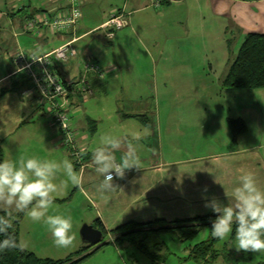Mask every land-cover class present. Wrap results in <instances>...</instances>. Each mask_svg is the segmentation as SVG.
I'll return each instance as SVG.
<instances>
[{"label": "crops", "instance_id": "0c3cea01", "mask_svg": "<svg viewBox=\"0 0 264 264\" xmlns=\"http://www.w3.org/2000/svg\"><path fill=\"white\" fill-rule=\"evenodd\" d=\"M159 2L160 7L157 6ZM115 10L124 11L128 15L129 25L112 33L105 25ZM66 11L68 7L65 0H0V148L3 149L4 159L39 155L40 158L48 159L45 152H59L62 155L61 161L70 160L79 177V184L68 182L65 185L63 181L67 178L63 170L57 171L55 183L59 185V191L50 213L68 215L73 210L82 217V223L94 226L100 220L108 239L96 246L97 249L101 250L105 246L117 249L131 245L117 244L121 229L129 223L146 224L165 220L172 224L214 214L210 208L205 207L206 198L215 197L227 203V197L230 199L238 176L243 173H253L257 183L264 187V133L259 131L258 137L251 133L248 137L244 134L235 138L230 129V118L226 119L225 116L223 138L208 141L203 135L218 131L219 123L209 124V111L200 97L203 94L201 90L186 91L185 98L174 101L186 105L185 110L182 108L185 112L174 115L176 118L198 119V124L194 121L179 125L171 123L168 129L167 122H162L163 117L156 112L157 109L149 111L142 105L155 92V97H159L160 60H163V64L170 62L169 59L166 61L165 46L162 45L165 40L169 42V39L176 38V32L171 29L174 25L180 24L190 33L197 31L200 28L198 26L207 27L211 20L216 28L221 24L223 32V23L231 20L245 39L258 29L264 31V0H82V18L74 35L56 34L48 27L23 33L27 23L41 14L49 12L56 15ZM258 16L261 18L258 19ZM21 39L27 47H32L31 51L20 45ZM72 39L75 40L72 45L77 50V56L55 63L57 72L65 82H76L81 78L84 71L82 60L98 62L106 71L104 80L92 76L91 94L86 97L70 95L72 123L78 132L80 146L88 152L84 167L74 164L51 118L47 103L32 89V84L23 73L15 74L12 62L13 54L19 50L43 56ZM149 41L154 45L152 52L145 46ZM157 46L159 53L155 52ZM144 52L151 60L152 70L140 58L139 53ZM171 71L172 74L175 72L173 66H170ZM176 71L189 72L182 67ZM227 75L223 80L219 79L222 81L219 90L230 92L231 95L233 89H226L223 85ZM175 78L172 77L173 82ZM189 80L187 76L183 81L187 83ZM153 87L155 91L150 92ZM203 87L206 88V84L202 80L199 88ZM26 90L31 91L29 95H24ZM122 98L126 99V103H131L133 114L122 113L124 111L119 108ZM104 114L110 116L109 120H113V117L119 123H127V130L122 132L117 124L113 127L117 129L116 135L102 134ZM171 116L170 112L165 118ZM249 117L254 120L256 128H263L262 113L255 111ZM138 118L147 120L148 125L144 121L145 130H138L132 124ZM257 123L261 126H257ZM167 132L171 137L181 136L185 140L189 139V132H195L196 136L200 135L207 141L194 145L192 149L199 154L191 157H174L163 162L152 159L147 161L141 157L143 150L152 149L151 145L156 147L157 157L165 153ZM103 135L104 140H120V147L112 152L116 164H121L125 156L132 154V162L137 165L127 169L123 177H117L113 172V187L106 190L100 188L103 177L96 171L93 160L94 150L103 146ZM168 142L174 148L170 146V151H182L172 138ZM184 148L190 150L189 147ZM52 161L56 162L55 159ZM0 211H11L13 214L20 212L2 203ZM24 216L25 221L22 219L20 222V240L22 227L29 221L26 222L27 217ZM38 223L48 232L43 222Z\"/></svg>", "mask_w": 264, "mask_h": 264}, {"label": "rangeland", "instance_id": "374dc122", "mask_svg": "<svg viewBox=\"0 0 264 264\" xmlns=\"http://www.w3.org/2000/svg\"><path fill=\"white\" fill-rule=\"evenodd\" d=\"M8 10H10L9 6ZM253 18L257 20V17L255 15H253ZM260 18L261 17L258 16V19ZM7 26H9L8 20ZM221 26L222 25L220 24L219 28H216L210 20L207 27L206 25H202V27L198 26L200 28L197 29V31H190V33H187L186 29L183 28L182 25H174V27L171 29L173 32H176V38L169 39V42L165 40L162 45L165 46L166 61L169 59L170 62L167 64H163V60L161 61L159 59L160 62H162L160 70L158 71V82L160 83V85L158 86L159 97H155V92V94H152L150 98L145 99V102L142 101L144 102V104L142 105L144 108H148L149 111H155L157 109L156 112L161 113L163 117L162 122H167L168 129L171 123L174 125H179L192 123L194 121V123L198 124V122L200 121L198 119L192 120L191 118H176V116H174L181 115L180 113L185 112L183 110H185L186 108V105L184 103H178L174 101L180 98H185V95H187L186 91L189 92L191 89L193 91H196L198 89L203 92L200 97H202V101L207 106L209 111V124L214 125L219 123V127H217L216 125L217 129H219L218 131L215 130L213 134L209 133V135H205V133L203 135L208 138V141H214L215 139L223 138L225 116L226 119H228V117L230 118L228 119L229 124L232 121L235 122L237 120H242L247 126L245 132L238 135H236L230 127L233 136L236 135L235 138H237V136L239 135L244 134H246V136L248 137L249 135H251V133L253 134V136L258 137L259 131L261 132V134L264 133V120L261 121V124H263V128H256V126L254 125V120L249 117V114L256 111L264 115V89H235L233 90L234 92L231 95L229 94L230 92H222L219 90L222 86V81L220 82L219 79L223 80V78L228 74L230 65L234 62L235 58L237 59L239 54L238 52L244 42V36L239 33L240 31H238V28L231 20L223 23V32L222 29H220ZM255 32L263 33L264 31L258 29ZM20 45L26 50L31 51L32 49L31 46H26V43L23 39H21ZM145 46L151 49L152 52L154 45H152L150 41L148 43L146 42ZM155 52L159 53L158 46L157 48H155ZM139 54L140 58L143 60V64L149 65L148 69L152 70L153 66L151 64V60L148 58L146 53L144 52L143 54ZM141 59L139 60L138 58L139 61H142ZM170 66H173V71H175L173 72V74L175 73V75L172 74V71L171 73L169 72ZM180 67H182V69L187 68L189 72L176 71L177 68L179 69ZM174 76L176 77L175 82L172 81V77ZM181 76H183V80H185V77L188 76L190 82H184L181 79ZM202 80L206 84V88H199V83ZM167 86H169L170 88H167ZM154 91L155 87L150 90V92ZM119 103L120 110L124 111L122 112L123 114L131 113V103H126V99L124 98H122ZM86 104L85 106H87ZM190 106L191 105H189V107ZM170 112L172 113V116L166 119L165 117L167 116V113L169 115ZM108 113L111 114L112 112L109 111ZM102 116L105 119L102 122V134L106 135V133H113V136L114 134L116 135L117 129L113 127L117 126V124L119 125L117 127L120 128L122 132L124 130H127V123H119L118 120H115V118L113 117V120H109L110 116L105 114ZM149 117L151 118V116ZM241 117H244V119ZM96 120L98 119H95L94 121ZM144 121L146 122V124ZM132 124L138 130H145V125H148V122L147 120H140V118H138L137 120L132 122ZM261 124L257 123V126H261ZM248 125L250 126V129ZM179 128L180 127H178V129ZM105 135H103L102 140H104ZM188 135L189 139L185 140L181 136L171 137L169 135V132H167L164 151L165 153H161V158L157 157L158 152L156 150V147L152 145V149H145L142 151L141 157H144L145 159H147V161H151L152 159L156 162H163V160H171L174 157L180 159L198 155L199 152L193 150L192 147L194 145H197L198 143L206 142L207 139L199 137L200 135L196 136L195 132H189ZM171 138L174 141V144H176L177 148L181 149L182 151H170V146L172 149H174L173 146L168 142ZM184 147H189L190 150H187ZM65 148L71 156L70 150L66 145ZM29 153H35V151ZM42 154L44 156V153ZM45 154H47L48 159L51 161L53 159H55L57 163L61 161V154L59 152L56 153L48 151L45 152ZM39 156L41 157V155ZM74 164L84 167L86 165V161H84L83 165H79L76 162H74ZM68 215L72 216L74 219L73 232L75 234V239L71 247H56L53 243L51 234L44 229V226L27 218L26 222L28 221V219L29 221L22 227L21 230L22 240H20V243L22 248L35 253L39 258L64 260L71 254L86 246L81 237V229L87 223H82V217L73 210L70 213L68 212ZM22 219L25 221V216H23L21 220ZM179 227L181 226H173V228ZM183 227H193V224H189ZM158 228L159 225H154L150 228H145L144 232L149 231V229H152L154 231ZM127 232L128 230H126V232H121L120 238L123 237V235H125V233ZM179 237V232L176 231L175 233L168 232L163 234V246L158 251L157 255L159 262L155 261L151 256H148V254H146L144 251H141L138 247L128 245V247L126 246L127 248L123 246L118 247L117 249L108 248V246L102 247L100 251L93 254L91 257L80 264H196L195 261L190 257V251L199 244H202L209 240L210 230L205 228L204 230L200 231L193 240L190 241H181ZM107 239L108 238L105 237V241ZM234 246L235 235L233 231V235L230 239L220 240L215 245L214 249L220 253V256L214 262H210V264H264V252L258 253L250 251L247 253L243 250L238 251ZM116 251H119V255H117ZM86 253V251L84 253L81 252L79 255H76L74 259H79ZM245 256L248 258H245ZM106 258H108L107 261ZM207 260L210 261L209 258Z\"/></svg>", "mask_w": 264, "mask_h": 264}, {"label": "clouds", "instance_id": "9594fccd", "mask_svg": "<svg viewBox=\"0 0 264 264\" xmlns=\"http://www.w3.org/2000/svg\"><path fill=\"white\" fill-rule=\"evenodd\" d=\"M78 14V13H77ZM101 147L94 150L96 171L102 175L101 190L113 187V172L123 177L127 169L136 166L132 154L116 164L113 150L120 147L118 138H106ZM62 169L67 180L79 184V177L73 163L64 159L57 163L37 156L0 160V203L25 213L33 222H43L58 248L73 245L74 219L70 215L50 213L54 208L59 185L55 183L57 171ZM227 197V195H226ZM206 208L215 215L211 221L210 233L214 239L228 240L235 235V248L245 252H264V187H261L251 172L238 176L227 203L212 197L206 198ZM11 227L10 219L0 217V233ZM18 247L12 238L0 240V251Z\"/></svg>", "mask_w": 264, "mask_h": 264}, {"label": "trees", "instance_id": "16d2710c", "mask_svg": "<svg viewBox=\"0 0 264 264\" xmlns=\"http://www.w3.org/2000/svg\"><path fill=\"white\" fill-rule=\"evenodd\" d=\"M92 76L93 75H91V77ZM74 83L75 82H73V84ZM223 85L224 88L233 90L264 89V34L252 33L245 37L239 50L238 57L232 64V68L224 80ZM69 88L70 91H72L73 87L69 86ZM72 94L82 95L81 93L74 92H72ZM72 126L74 128L73 123ZM230 127L236 135L245 132L247 128L246 124L242 120H237L235 122L232 121L230 123ZM87 154L88 152L85 150L83 153V163L87 160ZM0 160H4V152L1 148ZM24 215L25 213L23 212L13 214L11 211H0V217H6L11 221V227L8 231L6 233H0V240L12 238L18 244V247L16 248H8L0 251V264H80L100 250L97 249L96 246L86 245V247L64 260L39 258L35 253L27 251L21 246L20 221ZM215 215L216 214L197 216L192 219L176 221L172 224L165 220H159L154 223L151 222L146 224L129 223L121 229V232H126V230H128V232L117 240V244L120 245L129 243L138 247L141 251H144L148 254V256H151L155 261L159 262L157 255L158 251L163 246V234L168 232L175 233L176 231L179 232V238L181 241L193 240L200 231L205 228L209 230L211 229V221L215 219ZM189 224H193V227H183ZM154 225H159V228L154 231L149 229V231L144 232L145 228H150ZM175 225H180L181 227L173 228ZM95 227L102 230L106 237V231L100 220L96 221ZM219 241L220 240L218 239H214L210 233L208 241L199 244L190 251L191 259H193L196 264H210V262H214L220 256V253L214 249L215 245ZM85 251L87 252L86 254L81 256L79 259H74L76 255H79L81 252L84 253ZM208 258L210 261L207 260ZM245 258L248 257L245 256Z\"/></svg>", "mask_w": 264, "mask_h": 264}, {"label": "built area", "instance_id": "2783aa9c", "mask_svg": "<svg viewBox=\"0 0 264 264\" xmlns=\"http://www.w3.org/2000/svg\"><path fill=\"white\" fill-rule=\"evenodd\" d=\"M68 11L66 13H43L40 16L27 23L23 29V33H29L39 28H50L56 34L72 33L73 35L78 29L82 18V0H65ZM160 2L157 4L160 7ZM78 13V14H77ZM129 25L128 15L124 11L115 10L105 28L114 33ZM76 39V38H74ZM71 42L61 46L57 50L43 55L36 56L27 54L23 51H17L12 56L15 74L23 73L30 81L32 86L41 96L43 102L47 103L51 118L62 134L64 144L70 150L73 161L79 165H83L84 148L78 142V132L72 126L71 102L70 95L72 92L81 93L84 97L92 93L90 85L91 75L99 80H104L106 71L102 65L95 61H84V67L81 78L73 84V82H64L56 69V62L67 61L70 57L77 56V50ZM69 86L73 87L70 91ZM30 90L24 91V95H29Z\"/></svg>", "mask_w": 264, "mask_h": 264}, {"label": "water", "instance_id": "95a60500", "mask_svg": "<svg viewBox=\"0 0 264 264\" xmlns=\"http://www.w3.org/2000/svg\"><path fill=\"white\" fill-rule=\"evenodd\" d=\"M81 237L86 245L99 246L105 242V234L94 225L85 224L81 229Z\"/></svg>", "mask_w": 264, "mask_h": 264}]
</instances>
